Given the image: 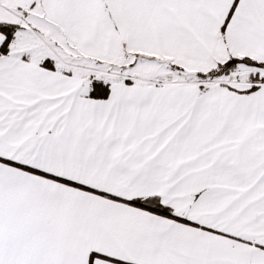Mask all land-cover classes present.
I'll return each mask as SVG.
<instances>
[{
  "label": "snow or ice",
  "instance_id": "obj_1",
  "mask_svg": "<svg viewBox=\"0 0 264 264\" xmlns=\"http://www.w3.org/2000/svg\"><path fill=\"white\" fill-rule=\"evenodd\" d=\"M0 264H264V0H0Z\"/></svg>",
  "mask_w": 264,
  "mask_h": 264
}]
</instances>
